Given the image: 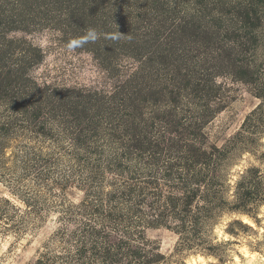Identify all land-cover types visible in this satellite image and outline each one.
Instances as JSON below:
<instances>
[{"label": "trees", "instance_id": "16d2710c", "mask_svg": "<svg viewBox=\"0 0 264 264\" xmlns=\"http://www.w3.org/2000/svg\"><path fill=\"white\" fill-rule=\"evenodd\" d=\"M88 28L102 35L80 49L111 91L38 84L42 52L16 35L52 29L67 42ZM227 80L258 104L219 147L206 129ZM262 140L264 0H0V183L12 198L0 196V234L19 237L60 207L33 264H158L143 237L158 226L212 254L219 214L264 205L260 167L233 186L229 169L236 154L264 163ZM69 186L82 189L76 204L60 200Z\"/></svg>", "mask_w": 264, "mask_h": 264}, {"label": "rangeland", "instance_id": "374dc122", "mask_svg": "<svg viewBox=\"0 0 264 264\" xmlns=\"http://www.w3.org/2000/svg\"><path fill=\"white\" fill-rule=\"evenodd\" d=\"M16 36H25L42 52V61L32 70L38 84L105 92L113 88L115 79L100 66L92 53L80 48L68 52L65 47L67 42L57 31L39 29ZM124 62L134 65L129 59ZM225 84L228 89L226 107L206 129L208 143L219 147L239 130L245 116L258 104L246 85L229 80ZM260 144L262 146L258 150L263 152L264 140ZM249 164L258 165L264 172V163H256L246 153L236 154L229 166L230 186H233L238 172ZM62 193V202L65 200L76 204L82 196V189L69 186ZM0 196L12 200L1 183ZM224 198L230 203L234 202L233 188L225 193ZM58 204L44 213L43 220L35 228L21 236L0 234V264H33L45 244L62 227ZM250 210L252 215L236 211L218 215L215 224L208 227L205 234L208 244L213 247L212 254H202L194 247H184L177 234L161 226L145 228L143 237L148 249L160 255L158 264H264V205Z\"/></svg>", "mask_w": 264, "mask_h": 264}, {"label": "clouds", "instance_id": "9594fccd", "mask_svg": "<svg viewBox=\"0 0 264 264\" xmlns=\"http://www.w3.org/2000/svg\"><path fill=\"white\" fill-rule=\"evenodd\" d=\"M101 33H98L94 28H88L84 35L72 38L67 41L65 47L68 52H74L78 48H82L89 43H95L101 37ZM115 39L116 37H112Z\"/></svg>", "mask_w": 264, "mask_h": 264}, {"label": "bare ground", "instance_id": "6f19581e", "mask_svg": "<svg viewBox=\"0 0 264 264\" xmlns=\"http://www.w3.org/2000/svg\"><path fill=\"white\" fill-rule=\"evenodd\" d=\"M243 220L246 221L247 219L244 217Z\"/></svg>", "mask_w": 264, "mask_h": 264}]
</instances>
